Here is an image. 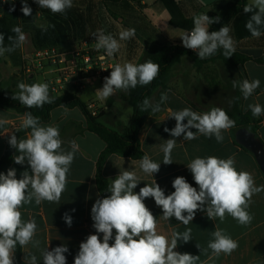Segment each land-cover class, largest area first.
<instances>
[{
    "label": "clouds",
    "instance_id": "obj_1",
    "mask_svg": "<svg viewBox=\"0 0 264 264\" xmlns=\"http://www.w3.org/2000/svg\"><path fill=\"white\" fill-rule=\"evenodd\" d=\"M34 2L53 14H64L73 6V0ZM21 4V12L24 16H30L32 9L27 0H21ZM14 10L13 7L12 11ZM243 11L251 13L245 23L251 36L259 38L264 35V0H251L244 6ZM219 20V16L210 18L204 13L195 15L192 29L180 36L183 47L195 52L200 60L210 58L220 49H223L226 59L232 57L236 47L230 35L231 28L224 25L218 31L209 32V26ZM41 27L47 31L46 26ZM51 27L54 28L55 25ZM11 31L15 36H8V46L4 45L5 36L0 33V56L15 51L26 42L20 26H14ZM92 36L95 37L94 47L97 50L103 49L107 57H113L119 52L121 41L135 37V29H122L118 33V39L112 34H105L102 29H97ZM159 72L160 65L152 60L140 64L116 63L111 68L110 75L104 77L102 88L97 89L95 94L100 100H107L117 91L128 92L138 85L151 84ZM232 86L234 89L238 87L243 98L248 99L260 86V80L233 79ZM17 88L18 92L12 99L29 109L42 108L45 104L54 103L56 99L50 95L47 82L31 85L20 82ZM168 99L167 92L161 93L160 101L155 104L145 98L140 110L147 112L151 109L153 114L158 113L162 111L161 105ZM248 109L254 118L264 115V106L259 103L249 104ZM168 111V118H174L176 123L174 128L165 127L164 131L172 137L183 135L185 141L196 139L197 134H201L208 138L214 136L217 142H223L222 133L235 127V121L220 107H212L203 113L194 111L191 107ZM185 120L187 123H184ZM6 123V120L0 119V127ZM20 128L30 129L27 138L18 139L12 133L8 143L19 153L15 155L14 162L20 165L27 162L31 173L26 170L17 179L14 168H10L6 174L0 172V264H15L17 246L24 249L29 244L39 249L43 264H67L65 253L69 252V248L66 245L51 250L49 247L40 248V241L35 239L38 231L35 218L23 220L20 209L33 201L37 205L44 201L60 202L78 145L72 140L69 142L70 150L64 149L59 127L42 125L39 117H34L31 112L24 113ZM191 129L197 131L193 132ZM176 144V139H168L161 145L163 164L173 163L171 153ZM160 165L161 163L154 162L147 153L139 161L140 170L152 177L160 171ZM187 168L198 185V190L184 176H177L172 181L174 191L168 195H165L164 189L154 179L151 184L141 187L138 193L134 192L140 182L137 173L129 170L119 172L107 188L110 195L97 198L91 207L92 227L96 234L88 235L80 243L74 264H196L199 256L174 251L178 247V241L188 243L192 240L191 229L183 233L173 231L170 240L160 234L156 217L144 203L147 198L154 199L156 206L162 210L161 216L165 221L175 217L187 226L194 220L197 211H203L210 220L219 218L223 222L227 213L242 226L251 224L254 216L248 209L252 197L264 191V185L257 186L250 172L238 171L234 157H196L187 164ZM62 218L71 227L72 216L65 212ZM212 236L214 239L209 241L207 247L216 257L222 253L230 255L238 248V242L218 227L212 232ZM197 247L200 248L198 244ZM24 261L25 264H38L37 256L31 252H26Z\"/></svg>",
    "mask_w": 264,
    "mask_h": 264
},
{
    "label": "crops",
    "instance_id": "obj_2",
    "mask_svg": "<svg viewBox=\"0 0 264 264\" xmlns=\"http://www.w3.org/2000/svg\"><path fill=\"white\" fill-rule=\"evenodd\" d=\"M176 1L180 3L185 15L189 18L203 13L197 0ZM231 1L228 0V3ZM27 2L32 9L30 16H24L21 12V0H0V17L5 16L7 20L15 22L17 26L21 27L26 36V42L19 47L22 57L21 66H13L5 54L0 56V87L5 93L15 95L18 92L17 85L20 82L31 85L52 81L54 79L53 66L44 63L38 75L26 76L23 72V65L30 57L43 50L55 49L64 53L81 43H91V41H95L92 34L97 29L104 30V25L108 26L109 30H105L107 33H111V29L120 24L126 28L135 29V37L129 40L132 45L129 44L130 47H127V41L122 42L124 45L114 55L115 63L133 62L138 64L146 48L153 44L183 46L180 37L176 40L174 36H171L172 34L161 32L155 23L147 19L145 14L149 11V8L143 0H140V7L135 6L133 2H128L129 5L126 9H120L119 5L104 4L102 0H73V6L64 14H53L50 10L40 8L34 0H27ZM247 2L250 3L251 0H247ZM215 4L224 5L220 1L213 0L211 12L214 11L213 6ZM13 7L15 8L14 11H12ZM127 10H129V13L126 15L125 11ZM250 15L251 13H245L238 19L229 22L227 26L231 28L230 35L235 41V52L251 59H258L263 57L264 49L254 46V43H258L259 38L252 37L245 28V23ZM54 24L56 26L50 28ZM87 24H93L94 28L88 29ZM42 25L47 27L48 37L54 40L65 39L72 42L66 45L36 49L32 43L33 31L31 27L43 30ZM57 25H64L65 27L58 30ZM181 32L183 34L186 31L181 30ZM187 62H190L193 66L192 61L187 57L174 64L164 81L165 89L158 87L152 94L150 101L153 104H155L158 95L163 92H167L169 99L161 105L162 111L155 114L150 113L138 136L142 153H147L154 162L161 163L160 171L153 174L152 177L140 170V160L111 155L105 161L101 175L111 182L119 172L124 170L135 171L140 178V182L134 192L138 193L141 187H144L145 184H151L154 179L164 189L165 195H168L174 191L172 181L177 176H184L187 182L198 190V185H196L191 172L187 168V164L194 158L216 156L227 159L228 157H234L235 167L238 171L250 172L257 186L264 185V174L254 156L238 147L230 129L222 133L224 136L223 142H217L214 136L208 138L201 134H197L196 139L185 141L183 135L172 137L164 131L165 127L174 128L176 123L174 118H168L169 109L178 111L185 107H191L194 111L200 113L209 111L212 107L229 109L236 89L232 86L233 79L237 81H243L244 79L249 81L260 80V86L252 96L248 99L242 97V112L249 111V104L259 103L264 106V64L247 61L233 70L226 69L217 61L209 64V66H217L221 72L220 74H222L220 75V84L222 85V91L220 92L222 93L217 92L211 95L204 93L201 88L202 85L198 84L197 81L192 87V93L194 94L192 100L191 97L187 96L186 89L193 83L188 84L186 77L181 75V67ZM194 69L196 68L194 67ZM177 73L178 76H175L174 74ZM97 89L99 88L96 86L87 87L76 93L75 87L67 84L63 85L60 91L77 95L85 105L93 103L98 106L101 115L99 119L103 123L99 122L106 128L124 135L129 126L128 124L126 127L124 122L126 119L130 120L132 109L121 101V91L102 101L95 94ZM50 95L53 97V92L50 91ZM130 110L131 114H129ZM261 116L264 117V115ZM22 117L23 115L16 114L13 110L0 109V119L7 121L4 126L0 127V157L12 132L20 129ZM184 123H187V120ZM42 125L58 126L61 139L64 141L62 147L70 150L69 142L75 140L78 150L67 176L66 190L62 193L60 202L49 203L44 201L37 205L33 201L31 204L23 205L20 211L22 212V219L25 221L30 217L35 218L38 225L35 239L40 241V248L49 247V250H51L57 246L66 245L69 248V252L65 253L67 264H74V257L79 251L80 243L88 235L96 234L95 229L92 227L91 207L97 198H101L95 180L96 162L105 145L97 135L88 131L86 119L78 108H55L50 112L48 121L42 123ZM191 131L195 132L197 130L191 129ZM27 136L28 133L20 139H26ZM257 136L264 145V120L257 130ZM168 139H176L177 144L171 153L173 163L165 165L162 163L164 154L161 145ZM18 154L17 150L13 148V163L9 167V169H16L17 179L21 178L22 173L26 170L31 173L27 162L23 165L14 162L15 155ZM144 203L158 221V232L167 236L169 240L173 231L183 233L185 230L191 229L192 240L188 243L178 241V247L174 251L199 256L200 258L196 264H264V191L252 197V203L248 210L253 214L254 219L247 226L240 225L227 213L223 222L219 218L210 220L203 211H197L194 220L185 226L177 221L175 217L170 218L169 221L163 220L162 210L156 206L154 199L147 198ZM72 209H75V212H72ZM65 212L73 218L71 227L62 218ZM217 227L238 242V248L230 255L222 253L216 257L213 255L212 250L207 247L209 241L214 239L212 232ZM197 244L200 248L197 247ZM26 252L35 254L38 258V264H43L39 249L31 244L27 248H21L22 264H25Z\"/></svg>",
    "mask_w": 264,
    "mask_h": 264
},
{
    "label": "trees",
    "instance_id": "obj_3",
    "mask_svg": "<svg viewBox=\"0 0 264 264\" xmlns=\"http://www.w3.org/2000/svg\"><path fill=\"white\" fill-rule=\"evenodd\" d=\"M104 4L109 5H119L120 9H126L128 7V2H133L135 6L140 7V0H102ZM165 11L168 13L169 20L168 24L173 27L183 31H190L193 27V18H189L185 15L182 6L176 0H159ZM248 4L247 0H232L231 2L224 5L215 4L214 11L206 13L210 18L220 17L218 23H213L209 26V32L218 31L222 26L228 25L232 20L238 19L245 14L243 11L244 6ZM126 15L129 13V10L125 11ZM6 14V12H5ZM123 18V17H121ZM123 20H125L123 18ZM56 26V24H54ZM17 26V24L11 20H7L5 16L0 17V33H3L5 36L4 45L8 46L10 41L8 36L15 34L11 29ZM58 30L64 28V25H57ZM88 29H93V24H87ZM50 28H52L50 26ZM33 31L32 43L36 49H45L47 47H52L56 45H66L72 41L65 39L54 40L51 37H48L47 31L36 29L31 27ZM264 31V29L262 30ZM255 47L264 49V35L259 37L258 43H254ZM63 50V49H62ZM5 56L10 60L13 66L22 65V57L20 54V48L18 47L15 51L11 53H5ZM184 57L189 58L193 66L196 69H201L204 66L213 64L216 61L221 63L223 67L228 70L236 69L238 66L243 65L247 61H253L257 64H264V55L258 59H251L245 55H242L238 52H235L234 55L230 58H225L223 55V49L218 50V52L211 56L210 58L200 60L198 55L194 52L189 51L183 46L176 44H153L146 48L142 55L141 61L138 63H144L147 60H152L154 63L160 65V72L158 77L147 86H137L135 89H130L128 92L121 91L120 99L125 102L131 109L132 115L130 118V123L124 135H120L115 131H112L99 122L100 114L96 117L91 116L87 110L85 103L75 94H70L67 92H62L55 97V102L52 104H45L42 108H27L24 105H21L19 101L13 100L12 93H5L0 87V109H9L13 110L16 114L24 115L25 112H31L34 117H39L41 124L45 123L49 119L50 112L58 107H62L61 104L65 105L63 108L73 109L78 108L83 113L87 129L91 133L97 135L104 143V150L99 155L96 162V186L101 195V198L110 195L107 192L108 186L111 184L106 180L102 175V167L111 155H117L124 158H129L132 160H140L143 157V153L140 149V142L138 139L139 133L145 124L148 116L150 115L151 109L147 112H141L140 105L145 98L150 100L152 94L158 87L165 89L164 81L168 76V73L172 66ZM161 93L158 95L155 103L160 101ZM242 94L237 87L235 89L234 97L231 101L229 109H224L229 117L235 121V127L231 128L230 131L234 136L236 131L239 129H246L250 133L257 135V130L264 120V117L260 116L254 118L251 111L242 112L241 102ZM30 129H17L12 133L17 135V138L20 139L26 133H29ZM239 147V146H238ZM243 149L242 147H239ZM245 150V149H243ZM13 148L9 146L8 140L5 144L4 152L0 157V172L7 173L9 167L13 163ZM247 151V150H245ZM15 264H22L21 261V248L17 246L15 252Z\"/></svg>",
    "mask_w": 264,
    "mask_h": 264
},
{
    "label": "built area",
    "instance_id": "obj_4",
    "mask_svg": "<svg viewBox=\"0 0 264 264\" xmlns=\"http://www.w3.org/2000/svg\"><path fill=\"white\" fill-rule=\"evenodd\" d=\"M44 63L54 67V79L48 82L49 90L53 93H57L67 84L75 87L76 93L87 87L96 86L100 89L104 77L110 75L111 68L116 64L114 56L107 57L103 49L97 50L91 43H81L64 53L55 49L40 51L26 61L23 72L26 76H36ZM86 110L94 117L100 114L98 106L93 103L86 104Z\"/></svg>",
    "mask_w": 264,
    "mask_h": 264
},
{
    "label": "rangeland",
    "instance_id": "obj_5",
    "mask_svg": "<svg viewBox=\"0 0 264 264\" xmlns=\"http://www.w3.org/2000/svg\"><path fill=\"white\" fill-rule=\"evenodd\" d=\"M146 4L147 7L149 8V11L145 14L147 19L150 22L155 23V25L158 27V29L161 32H164L165 34H172L171 36H174L176 38V40L179 39V37L182 35L181 30L177 29V28H173L171 26L168 25V13L165 11L164 7L162 6V4L160 3L159 0H143ZM216 1H220L223 4H227L228 0H216ZM212 2L213 0H197L198 5L200 6V8L202 9L203 13H207V12H211V6H212ZM142 17V15H141ZM143 18V17H142ZM108 26L104 25V32L105 34H112L113 36H115L117 39L118 37V33L119 31H121L122 29H128L125 26H122L121 24L119 26H114L111 30V33H107L105 30H109L107 28ZM124 41H121V46H123L124 44L122 43ZM91 44H95V41H91ZM132 45L131 41H127V47ZM142 59V58H141ZM221 72L218 70L217 66H204L201 69H194L193 66H191L190 62H187L185 64L182 65L181 67V75H183L184 77H186L187 83L188 84H192L191 86H189V88H187V96L191 97L193 100V91H192V87L193 85L198 81V84L202 85V89L204 90V93H208L209 95L213 94V93H217L222 91L221 90V84H220V74ZM175 76H178L177 74H174ZM196 79V80H195ZM199 86V85H198ZM62 91H58L57 93H53V96L59 95L61 94ZM222 92H220L221 94ZM55 94V95H54ZM129 114H131V110L129 112ZM100 122H102L99 119ZM130 121V120H129ZM128 119L125 120L124 124L126 125V127L129 124ZM103 123V122H102Z\"/></svg>",
    "mask_w": 264,
    "mask_h": 264
},
{
    "label": "water",
    "instance_id": "obj_6",
    "mask_svg": "<svg viewBox=\"0 0 264 264\" xmlns=\"http://www.w3.org/2000/svg\"><path fill=\"white\" fill-rule=\"evenodd\" d=\"M234 139L239 147H242L254 156L260 170L264 174V145L258 136L246 129H239L236 131Z\"/></svg>",
    "mask_w": 264,
    "mask_h": 264
}]
</instances>
